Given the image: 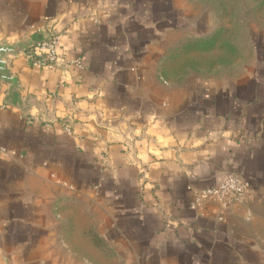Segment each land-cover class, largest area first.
Segmentation results:
<instances>
[{"label":"crops","instance_id":"obj_1","mask_svg":"<svg viewBox=\"0 0 264 264\" xmlns=\"http://www.w3.org/2000/svg\"><path fill=\"white\" fill-rule=\"evenodd\" d=\"M153 6L0 0V45H20L6 58L12 79L0 78V264H63V191L103 220L115 213L122 236L102 239L125 247L123 264L246 260L250 228L242 235L233 219L252 224L264 208V76L175 90L161 76L166 28ZM51 34L53 71L34 63ZM228 173L250 183L246 199L193 209Z\"/></svg>","mask_w":264,"mask_h":264},{"label":"rangeland","instance_id":"obj_2","mask_svg":"<svg viewBox=\"0 0 264 264\" xmlns=\"http://www.w3.org/2000/svg\"><path fill=\"white\" fill-rule=\"evenodd\" d=\"M153 7L159 27L166 28L160 40L161 76L175 90L198 83L227 89L246 78L264 76V0H154ZM246 197L227 202L226 208ZM62 199L60 219L54 222L62 263L123 264L119 252L126 253L125 247L102 239L122 236L115 213L108 219L104 213L103 220L95 203L64 191ZM255 214L252 224L241 214L242 219H233L242 235L250 228L242 251L246 260L239 264H264V208Z\"/></svg>","mask_w":264,"mask_h":264},{"label":"built area","instance_id":"obj_3","mask_svg":"<svg viewBox=\"0 0 264 264\" xmlns=\"http://www.w3.org/2000/svg\"><path fill=\"white\" fill-rule=\"evenodd\" d=\"M59 37L51 34L48 40L38 43L35 52V65L48 70H55L59 64L58 56ZM74 65L82 68L81 60H75ZM72 64H68L70 66ZM251 189L250 183L241 176L234 173H228L223 182L213 188H206L198 193V198L192 208L208 201H220L226 204L232 200H238L244 197Z\"/></svg>","mask_w":264,"mask_h":264},{"label":"water","instance_id":"obj_4","mask_svg":"<svg viewBox=\"0 0 264 264\" xmlns=\"http://www.w3.org/2000/svg\"><path fill=\"white\" fill-rule=\"evenodd\" d=\"M51 35H48L43 40L39 41V43H42L49 39ZM20 45H0V78L3 80H10L12 78H9L5 72L7 70V56L8 55H14L17 50H19Z\"/></svg>","mask_w":264,"mask_h":264}]
</instances>
